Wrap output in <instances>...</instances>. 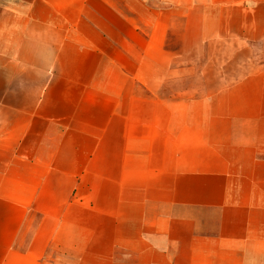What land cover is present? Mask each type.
<instances>
[{"label":"crops","instance_id":"0c3cea01","mask_svg":"<svg viewBox=\"0 0 264 264\" xmlns=\"http://www.w3.org/2000/svg\"><path fill=\"white\" fill-rule=\"evenodd\" d=\"M0 264H264V0H0Z\"/></svg>","mask_w":264,"mask_h":264}]
</instances>
